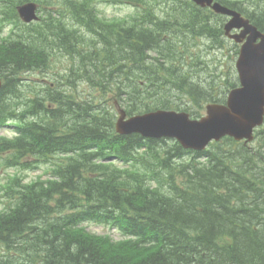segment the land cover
I'll return each instance as SVG.
<instances>
[{
  "label": "trees",
  "instance_id": "1",
  "mask_svg": "<svg viewBox=\"0 0 264 264\" xmlns=\"http://www.w3.org/2000/svg\"><path fill=\"white\" fill-rule=\"evenodd\" d=\"M26 1L7 0L6 10L27 28L0 37V128L15 133L0 137V156L7 166L51 167L47 180L14 176L4 188L0 264H264V125L253 143L225 138L199 153L114 131L116 106L128 116L195 114L194 105L223 101L211 95L216 81L194 80L177 50L190 38L220 50V16L188 0H110L144 13L107 21L93 0H67L63 14L23 25L16 6ZM230 7L264 32V14L244 2ZM51 46L73 58L62 80L44 76ZM34 72L42 79L27 81ZM232 76L226 90L237 85Z\"/></svg>",
  "mask_w": 264,
  "mask_h": 264
},
{
  "label": "water",
  "instance_id": "2",
  "mask_svg": "<svg viewBox=\"0 0 264 264\" xmlns=\"http://www.w3.org/2000/svg\"><path fill=\"white\" fill-rule=\"evenodd\" d=\"M192 1L210 5L212 0ZM213 9L231 16L225 26V34L236 43H241L235 62L240 86L229 92L226 105H207L206 115L200 120H190L186 113L162 110L125 119V113L120 111L115 125L117 133L174 139L184 149L196 151L204 150L211 140H219L225 135L235 140L253 139V131L263 123L264 116V34L236 12L219 4H215ZM34 12L33 4L18 8L25 22L36 18ZM234 28L241 30L240 33L228 35Z\"/></svg>",
  "mask_w": 264,
  "mask_h": 264
},
{
  "label": "rangeland",
  "instance_id": "3",
  "mask_svg": "<svg viewBox=\"0 0 264 264\" xmlns=\"http://www.w3.org/2000/svg\"><path fill=\"white\" fill-rule=\"evenodd\" d=\"M32 1H36V0H32ZM256 1L263 2L264 0H252L253 3ZM37 3L39 5V10H40L39 11L40 20L41 17L44 16H48V15L56 16L55 15L56 13L63 14L61 11H68V9L65 8L67 5V0H37ZM2 4L3 3H1V6ZM156 4L157 3L150 2L148 3V6L153 7ZM97 7L99 13L102 16H104V18L106 19L126 18L131 15L135 17L137 15L144 13L143 9L135 7L134 3L131 2H128V4H114V3L106 2L105 0H97ZM7 13L8 11H4L3 14H7ZM248 13H255L256 15L262 16L264 14V3H262L260 6H257L256 8L251 7V11H249ZM40 20L37 23H39ZM1 23L2 22H0V24ZM21 28H27V27L21 26ZM4 29L7 32H10L11 29H13V25L7 23V25H4ZM193 38L197 39L196 37ZM185 42H188L187 45H185L184 42H181L177 50L181 61L183 63L186 62L187 64L190 65V67L186 68V72L192 75V77H194V80H196L197 82H201L202 85L206 84V86L208 85L206 82L212 77L213 78L212 81H216V82L212 86L208 85L213 89L211 95H215L216 98L220 97L224 100L228 90L225 89L226 86L223 83L225 80L228 81V77L230 78L234 77L232 75H234L235 73L234 50L237 49L235 47V44L228 40L225 44L222 45V48L220 50H217V49H207V46L203 44L202 46H200L198 40L196 42L199 45H197L196 42L193 43L192 38L188 39ZM51 47L54 51L51 52L52 54L51 60H49L50 63L48 65V68L46 69L47 71L45 72L48 75H44V74L43 75L46 76L47 78L45 79L49 81H52V79L62 80L66 72L70 71V66L72 65L73 58L70 57L67 53L60 51V49L56 48V46H51ZM175 62H173V64ZM176 65L181 66V63L177 62ZM24 77L27 79V81L34 83L42 79V76L39 74V72L30 73ZM30 84L34 88H37L36 84L33 83ZM26 86L28 88V84H26ZM78 86H79V90L87 93L86 92L87 87L84 84ZM201 94L202 93L200 89L198 90V94L196 95L195 98L200 97ZM189 100L193 105L194 101L191 98H189ZM199 102L200 100H198V103ZM204 109H205L204 107L198 109L197 105H194V108L190 109V111L194 112L195 114H190V116L192 117L195 116V118L200 115L204 116L203 115ZM115 112L117 114V108ZM11 134L12 133L10 127H5L0 129V136L10 137ZM45 173H46V167L40 165H36V167H34V169L32 168V170L23 169L16 166H7L5 163L4 156H0V212L5 210L9 204V198L5 196L4 188L7 186L12 176L17 175L23 177L25 179L24 180L25 182H33L39 179L46 180L47 176L45 175ZM87 227L89 231L92 232L110 233L114 238H117L118 236V234L113 232L112 230L103 229L102 227L97 226L95 224L89 223L87 224Z\"/></svg>",
  "mask_w": 264,
  "mask_h": 264
},
{
  "label": "bare ground",
  "instance_id": "4",
  "mask_svg": "<svg viewBox=\"0 0 264 264\" xmlns=\"http://www.w3.org/2000/svg\"><path fill=\"white\" fill-rule=\"evenodd\" d=\"M178 200V199H177Z\"/></svg>",
  "mask_w": 264,
  "mask_h": 264
}]
</instances>
